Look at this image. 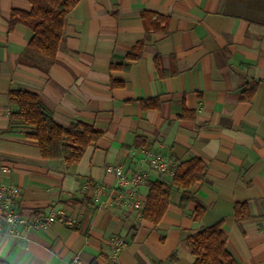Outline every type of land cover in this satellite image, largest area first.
Here are the masks:
<instances>
[{
    "label": "crops",
    "instance_id": "1",
    "mask_svg": "<svg viewBox=\"0 0 264 264\" xmlns=\"http://www.w3.org/2000/svg\"><path fill=\"white\" fill-rule=\"evenodd\" d=\"M31 8L30 0H0V166L9 168L0 183L21 189L14 204L27 220L0 236V257L111 264V239L120 235L121 264H193L187 239L220 222L239 264H264V0H80L53 61L29 48L27 25L10 26L13 10ZM138 42L142 56L127 59ZM253 83L252 98L242 101ZM16 89L37 94L57 123L90 122L101 138L70 167L44 159L35 127L11 116ZM143 100L159 106L145 109ZM157 154L170 171L153 169L148 157ZM192 158L206 165L190 187L201 219L197 202L182 207L174 186L162 219L145 220L149 182L172 184L177 166ZM109 165L145 180L121 186ZM238 202L249 217H236ZM52 214L58 218L48 223Z\"/></svg>",
    "mask_w": 264,
    "mask_h": 264
},
{
    "label": "trees",
    "instance_id": "2",
    "mask_svg": "<svg viewBox=\"0 0 264 264\" xmlns=\"http://www.w3.org/2000/svg\"><path fill=\"white\" fill-rule=\"evenodd\" d=\"M80 0H30V11L13 10L11 13V28L17 23L27 25L34 33L29 48L53 61L58 53L64 34L68 13ZM156 16V15H155ZM157 20L162 16L157 15ZM165 20V27L167 19ZM159 21L158 24H160ZM160 28V27H159ZM151 29V27L149 28ZM143 42H138L127 54V59L136 60L142 56ZM158 66V62L156 60ZM128 64L119 65L126 68ZM159 71L160 68H159ZM256 89V83L250 85L241 95L242 101H249ZM10 101L18 106L12 112L13 119H20L35 127L33 137L37 140L41 155L44 159H61L66 167L78 163L86 149L96 144L102 132L96 130L92 123L78 120L69 126H63L45 110L40 97L25 90H12ZM145 109L159 106L157 100H143ZM206 165L200 158H192L180 163L175 169L173 183L161 180L149 182V192L142 217L157 224L164 216L173 187L182 190L180 205L186 207L190 202H197V218L201 219L204 207L198 202L190 187L202 181L205 177ZM235 215L238 219L250 216L246 203L235 204ZM228 238L217 222L190 236L186 243L196 260L193 264H239L227 249ZM175 259V254L172 256ZM0 264H10L0 257Z\"/></svg>",
    "mask_w": 264,
    "mask_h": 264
},
{
    "label": "built area",
    "instance_id": "3",
    "mask_svg": "<svg viewBox=\"0 0 264 264\" xmlns=\"http://www.w3.org/2000/svg\"><path fill=\"white\" fill-rule=\"evenodd\" d=\"M148 160L154 170L164 174L171 170V165L167 159L162 155H151ZM0 172L5 174L9 172V168L6 166H0ZM106 172L113 174L117 177L121 186L129 183L130 181L134 185H139L144 182L145 178L143 174H134L132 177H128L124 168L120 165H109L106 167ZM102 189H97V194H101ZM134 194V192H131ZM21 195V189L17 186L5 185L0 183V236L13 235L17 232L20 226L27 223V220L16 209L14 202L19 199ZM134 207L141 210L143 208L140 202H136ZM57 215L52 214L48 217V223L57 220ZM64 220V218H60ZM68 224H74L72 219L65 220ZM40 223L38 225H41ZM113 245V252L110 255L111 264H121L118 252L126 245L125 238L120 235H114L111 239ZM72 264H79L78 259H74ZM162 264V263H155Z\"/></svg>",
    "mask_w": 264,
    "mask_h": 264
}]
</instances>
